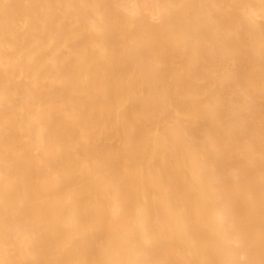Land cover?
<instances>
[{
	"label": "bare ground",
	"instance_id": "1",
	"mask_svg": "<svg viewBox=\"0 0 264 264\" xmlns=\"http://www.w3.org/2000/svg\"><path fill=\"white\" fill-rule=\"evenodd\" d=\"M0 264H264V0H0Z\"/></svg>",
	"mask_w": 264,
	"mask_h": 264
}]
</instances>
